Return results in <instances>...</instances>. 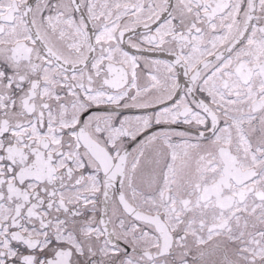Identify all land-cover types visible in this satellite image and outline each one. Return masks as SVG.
<instances>
[{
  "label": "snow or ice",
  "instance_id": "1",
  "mask_svg": "<svg viewBox=\"0 0 264 264\" xmlns=\"http://www.w3.org/2000/svg\"><path fill=\"white\" fill-rule=\"evenodd\" d=\"M0 264H264V0H0Z\"/></svg>",
  "mask_w": 264,
  "mask_h": 264
}]
</instances>
